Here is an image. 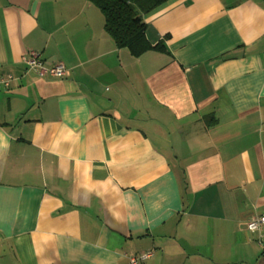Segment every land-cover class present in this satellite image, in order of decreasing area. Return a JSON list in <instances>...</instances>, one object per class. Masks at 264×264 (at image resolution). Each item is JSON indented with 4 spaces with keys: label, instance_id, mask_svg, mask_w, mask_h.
Masks as SVG:
<instances>
[{
    "label": "crops",
    "instance_id": "1",
    "mask_svg": "<svg viewBox=\"0 0 264 264\" xmlns=\"http://www.w3.org/2000/svg\"><path fill=\"white\" fill-rule=\"evenodd\" d=\"M143 21L169 53L117 48L89 0H0V264H264V0Z\"/></svg>",
    "mask_w": 264,
    "mask_h": 264
},
{
    "label": "trees",
    "instance_id": "2",
    "mask_svg": "<svg viewBox=\"0 0 264 264\" xmlns=\"http://www.w3.org/2000/svg\"><path fill=\"white\" fill-rule=\"evenodd\" d=\"M89 1L103 13L105 30L114 40L117 48L128 49L135 58L141 57L148 51L169 53L165 45H152L148 41L146 25L143 21L144 14L151 12L167 0Z\"/></svg>",
    "mask_w": 264,
    "mask_h": 264
},
{
    "label": "built area",
    "instance_id": "3",
    "mask_svg": "<svg viewBox=\"0 0 264 264\" xmlns=\"http://www.w3.org/2000/svg\"><path fill=\"white\" fill-rule=\"evenodd\" d=\"M23 62L26 66V70L33 72L39 77H53V78H63L69 71V67L63 63L59 62L53 66H46L40 54L37 52H29L24 58ZM18 79L12 75H8L5 78L0 79V91L9 90L12 85L18 83ZM264 225V216L256 217L247 224L248 231L254 233L261 229ZM153 256V251L143 252L140 254H134L129 256L128 264H139L150 259ZM262 259L264 262V249L262 253Z\"/></svg>",
    "mask_w": 264,
    "mask_h": 264
}]
</instances>
